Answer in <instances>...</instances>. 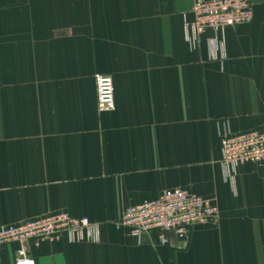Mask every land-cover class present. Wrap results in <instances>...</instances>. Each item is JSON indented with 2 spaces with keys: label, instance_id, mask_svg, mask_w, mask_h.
I'll return each mask as SVG.
<instances>
[{
  "label": "crops",
  "instance_id": "1",
  "mask_svg": "<svg viewBox=\"0 0 264 264\" xmlns=\"http://www.w3.org/2000/svg\"><path fill=\"white\" fill-rule=\"evenodd\" d=\"M250 2V24L194 48V0H0V227L59 212L101 225L28 241L36 264H264V165L228 173L221 150L264 129V0ZM97 75L113 77L111 113ZM173 188L218 217L169 246L116 229ZM19 248L0 246V264Z\"/></svg>",
  "mask_w": 264,
  "mask_h": 264
},
{
  "label": "built area",
  "instance_id": "2",
  "mask_svg": "<svg viewBox=\"0 0 264 264\" xmlns=\"http://www.w3.org/2000/svg\"><path fill=\"white\" fill-rule=\"evenodd\" d=\"M193 21H185L186 41L197 47L201 37L213 34L211 44L218 47V37L225 31L250 24L254 11L250 0H194ZM97 111L99 114L116 110L113 77L96 76ZM223 166L229 173L246 164L264 165V129L240 135H230L221 141ZM218 207L210 200L176 188L165 190L154 200L130 206L123 212L116 229H127L130 235L157 234L164 246L171 245L172 236L183 243L190 231L198 225H206L216 219ZM101 225L88 218H74L66 212L54 213L27 220L19 224L0 227V246L11 243L20 245L14 264H36L25 247L28 241L51 242L63 237L74 241L85 240L88 235L98 234Z\"/></svg>",
  "mask_w": 264,
  "mask_h": 264
},
{
  "label": "water",
  "instance_id": "3",
  "mask_svg": "<svg viewBox=\"0 0 264 264\" xmlns=\"http://www.w3.org/2000/svg\"><path fill=\"white\" fill-rule=\"evenodd\" d=\"M172 238H174V236H172ZM174 239H175V238H174ZM186 240H187L186 238L183 239V241H186Z\"/></svg>",
  "mask_w": 264,
  "mask_h": 264
}]
</instances>
